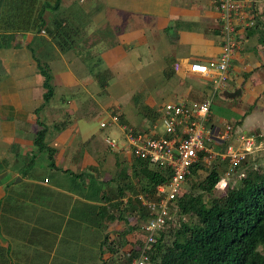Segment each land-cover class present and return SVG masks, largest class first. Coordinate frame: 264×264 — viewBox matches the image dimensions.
Wrapping results in <instances>:
<instances>
[{
    "label": "crops",
    "instance_id": "crops-1",
    "mask_svg": "<svg viewBox=\"0 0 264 264\" xmlns=\"http://www.w3.org/2000/svg\"><path fill=\"white\" fill-rule=\"evenodd\" d=\"M55 16L77 29L65 50L44 29L0 31V264H102L104 237L115 240L117 233L131 225L127 214L112 221L108 217L111 211L117 215L110 205L128 197L117 198L115 176L122 169L130 174L133 157L108 149L100 137L111 129L117 139L121 127L129 126V118H124L118 105H110L116 99L112 102L100 96V90L109 92L111 85L107 79L100 88L94 73L106 68L107 73L117 74L120 98L130 88L147 94L159 92L155 88L161 82L155 72L165 82L185 77L192 82L187 95L166 100L161 92L157 109L132 102L145 116L135 121L133 129L144 130L157 118L163 103L209 95V78L189 73L187 64H207L220 52L214 0H61L57 11L45 13L47 28ZM258 18L264 32V14L260 12ZM118 25L125 30L116 32V42L108 39L110 46L101 49L98 63L102 67L85 69L82 59L90 55L84 56L82 50L97 51L90 44H106L92 31L110 26L113 32ZM89 32L93 38H88ZM236 37L238 48L222 91L237 88L239 94L228 98L222 91L215 93L213 98L218 97L228 112L214 114L211 101L208 124H231L236 135L252 132L264 142V35L261 43L257 29L242 28ZM71 48L77 50L67 52ZM169 58L174 72L165 78L162 72ZM37 63L47 66L53 88L44 104ZM199 82L201 88L190 93ZM114 111L122 122L100 128L97 119ZM41 127L46 128L45 144L53 149L51 158L36 152L32 143ZM127 236L125 245L130 241Z\"/></svg>",
    "mask_w": 264,
    "mask_h": 264
},
{
    "label": "trees",
    "instance_id": "trees-1",
    "mask_svg": "<svg viewBox=\"0 0 264 264\" xmlns=\"http://www.w3.org/2000/svg\"><path fill=\"white\" fill-rule=\"evenodd\" d=\"M60 2L61 0H0V31L37 32L44 29L54 39L58 48L65 50L72 44L77 29L63 22L61 16L53 17L50 27L47 28L44 17L46 12L57 11ZM249 8L251 13L255 11ZM254 20L252 25L243 29H257L258 41L262 43L264 32L259 27L263 22L258 16H254ZM170 62L169 58L162 72L165 78H169L174 72L173 65H169ZM37 67L43 78L42 104H44L52 96L53 88L47 66L37 63ZM94 74L99 86L104 87L108 78L106 69ZM112 114L122 122L116 111ZM132 131L139 130L132 129ZM45 135L46 128L41 127L35 132L32 143L36 152H45L48 158H51L53 149L45 144ZM247 159L242 160L240 164H245ZM49 164L52 165V161ZM240 164L235 169V174L238 176L236 183L227 186L223 194L213 195V189L221 177L216 170L211 169L196 183L200 192H183L168 205L169 211L174 206L180 215L186 217L180 218L178 223L166 233L169 239L165 238L164 233L168 218L166 219L163 227L156 233L154 242L146 251V264H264V170L251 164L246 167L247 163L245 168H242ZM203 166L199 158L190 167L185 181L192 175L200 173ZM130 174L126 169L116 174L117 198L125 194L128 197L125 202L117 201L110 205L116 209L117 215H112L113 211H111L108 218L112 221L116 217L119 219L122 214H129L136 215L137 220L135 224L128 225L126 230L117 233L115 238L117 242L113 239L106 240L108 235L102 241L103 251L108 254L109 260L112 261L124 252L120 264H128L137 256L144 239L143 237L136 247L122 249L121 252L117 250L126 232L135 236V230L139 226L138 221L146 219V223L148 220L147 208L141 205L136 197L137 194L153 197L155 186L167 180L170 169L148 160L133 158ZM101 261L102 264H107Z\"/></svg>",
    "mask_w": 264,
    "mask_h": 264
},
{
    "label": "built area",
    "instance_id": "built-area-1",
    "mask_svg": "<svg viewBox=\"0 0 264 264\" xmlns=\"http://www.w3.org/2000/svg\"><path fill=\"white\" fill-rule=\"evenodd\" d=\"M214 3L219 12L217 28L221 37L220 52L215 60L207 64H187L189 73L209 78V95L201 100L178 99L165 102L148 128L134 132L129 127H121L120 137H106L104 140L111 149L170 169L167 180L155 186L153 197L140 193L136 196L141 205L147 208L149 217L143 225V243L137 256L128 264L147 263L146 251L169 216L168 205L181 194L185 177L199 158L204 166L209 165L215 158L225 160L226 175H229L235 173L242 160L264 150V142L258 141L252 132L233 136L231 124L225 123L220 127L208 124L211 101L215 93L225 88L228 67L238 48L236 32L255 21L249 8L251 2L248 0H214ZM116 121L117 118L111 112L97 119L100 128L110 126Z\"/></svg>",
    "mask_w": 264,
    "mask_h": 264
},
{
    "label": "rangeland",
    "instance_id": "rangeland-1",
    "mask_svg": "<svg viewBox=\"0 0 264 264\" xmlns=\"http://www.w3.org/2000/svg\"><path fill=\"white\" fill-rule=\"evenodd\" d=\"M248 1H250V2L254 1L253 3L256 4L255 9L257 7H260V11L257 10V9L256 10L254 9L255 11L251 13L253 16H255V17L258 16L260 12H262V14H264V0H248ZM214 5H215V3H214ZM51 14H52V12H46V15H51ZM57 14H61V13L59 12ZM116 27H118V28H116ZM116 27H115L116 30L114 28L113 32H112L110 26H107L105 29L99 28L98 32H97V29L93 30L92 32L98 38L104 39L105 43L108 41V39H110L111 42H113L114 38L116 39V34H118L116 32H119L120 30H125L124 26H121V25L119 26L118 25ZM92 32H89L88 38H93L94 37V34ZM115 42L116 41H114L113 43H115ZM90 46L91 47H96L97 51L91 50L89 48H87V52L82 50V54L84 56H86L87 53H89V55H90L89 59H82V63L84 65L85 69H87V70H91L92 67L93 68L102 67V66H100L101 63H98V62H100L99 59H100V56H101L100 54L102 52L101 49L104 48V47L107 48L108 46H110V44L109 43H106V44L102 43V44H97V45L90 44ZM76 50H73L71 48L70 50H67V52H75ZM141 60H143V62H144V58H141ZM69 67L71 68V64L69 65ZM78 74H80V73H78ZM116 75L117 74H115L114 72L109 71L107 79L109 80V83L111 85L110 86V90H109V92H106L105 90H100V96L102 98L107 97L108 100H110L112 102L113 101L116 102V100H117V103H111L110 105H118L119 111L123 114L124 118L125 119L129 118V120L126 119V121H128V123H129L128 127L131 128V129H133L134 125H136L135 121L139 120V122H140L142 119L145 118L144 115H142L140 112H137V108L134 106V103L132 104V102H135L136 105H139L140 103H142V104L147 103L148 105H152L155 109H157L158 108L157 107L158 106V100L163 99L159 95L161 92L164 93V96H165L166 100H168V99L174 97L175 95L176 96H178V94L182 95L181 93H185L186 90H187V87H189V85L192 84V82L188 81L187 77L183 78L182 80L175 81V82H172V83L165 82V81L161 80V75H159V72H157V74L155 72L156 78H158V80L161 82V85H159L158 87L155 88V91H156V89H160L159 92L153 93V94H147L146 92H144V90H141V92H139V91H137V88L136 89L130 88L128 90V92L122 94V96H121L122 99H121L120 96L117 97V95L122 90V88L120 87L119 80L117 79V77H114ZM227 83H228V81L226 82V84ZM76 86L78 88L79 84H76ZM98 86H99V84H98ZM201 86H202L201 82H199L198 85H196V86H194L192 88L190 87L191 88L190 89V93H192L193 91H197L199 88H201ZM187 94L188 93H185V95H187ZM119 101H121L122 105L118 103ZM212 101H213L212 102V110L214 111V114H217L218 116H223V113L228 112L226 107H223L221 105V102L218 99V97L213 98ZM124 102H126L125 103L127 105L126 107L124 106L125 105ZM122 108L124 109L125 113H123L124 111H121ZM218 108H220V109H218ZM138 130H142V129H138ZM112 133H113V131H111V129H108V130L105 129L104 133L102 132L100 134V137L102 139H104V140H105L106 137H108L110 139H114L115 136ZM233 134L236 135L235 130H233ZM101 143L103 144L102 140H101ZM106 147L109 149V147L107 145H106ZM246 163H247V165H246ZM246 163L243 164V165L240 164L242 166V168H245V165L247 167V166H249V164H251V165H254L256 167H260V169L264 170V150L258 151V153L256 155H253L250 158H248L246 160ZM241 166H239L240 167L239 171L242 170ZM226 167H227V165L224 162L220 161L218 158H215L214 160L211 161V163L209 165L203 166L202 170L200 171V173L194 174L191 177H189L188 179H186L184 187H183V190H182L181 193H183V192L184 193H189V192L198 193V192H200V189H198L196 187V183L198 181H200L206 175V173L209 170L214 169V170H216L219 173L221 179L215 185V187L213 189V195H221V194H223V192L226 190L227 186L233 185L234 183H236V181L238 179V176L235 173L233 175H231L230 177H227L226 172H225L226 171ZM132 178H133V176H132ZM191 185H193V186H191ZM126 216L128 217V219L126 220L127 222H129L130 224H133V223L135 224V222L137 220V216L136 215H132L131 216V215L127 214ZM185 217L186 216H184V215L182 216L176 211V207H174V206L171 207V209L169 211L167 224H166V227L164 229V233H165V238L166 239H169V235L166 234V233L174 225H176L178 223L180 218L181 219L182 218L185 219ZM145 220L142 219V220L138 221L139 226L135 230V233H134L135 236L134 235H130L129 232H126L124 234V238H122V244L121 245L118 244V247H117L118 252H121L122 249L123 250L124 249L127 250V249H129L131 247H136L137 244H139L142 241V239H143V237L145 235V233L143 231V225L145 224ZM127 235L130 236V238H129L130 241H129V244L125 245L123 240L126 241V239H128V238H125V236H127ZM123 256H124V252H123V254H120L119 256H116V258L112 259V261H111V259L109 260L108 254L106 253V255H103V257H102L103 259L102 260L107 262V264H120L119 261L122 260Z\"/></svg>",
    "mask_w": 264,
    "mask_h": 264
},
{
    "label": "water",
    "instance_id": "water-1",
    "mask_svg": "<svg viewBox=\"0 0 264 264\" xmlns=\"http://www.w3.org/2000/svg\"><path fill=\"white\" fill-rule=\"evenodd\" d=\"M223 94L227 96L228 98H232L239 94V89L236 88V89H233L232 91H224Z\"/></svg>",
    "mask_w": 264,
    "mask_h": 264
}]
</instances>
